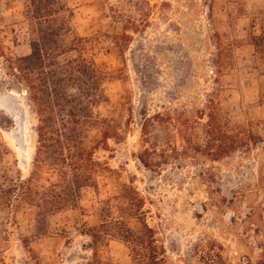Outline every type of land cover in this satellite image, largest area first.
I'll return each mask as SVG.
<instances>
[{
    "label": "rangeland",
    "instance_id": "rangeland-1",
    "mask_svg": "<svg viewBox=\"0 0 264 264\" xmlns=\"http://www.w3.org/2000/svg\"><path fill=\"white\" fill-rule=\"evenodd\" d=\"M28 2L0 0V185L42 179L37 108L18 69L32 54ZM57 11L62 43L92 40L96 64L114 74L92 89L106 96L92 109L112 128L107 142L94 132L104 169L86 202L138 192L166 264H264V50L253 45L264 36V0H59ZM213 110L221 135L208 146ZM157 113L162 121L145 124ZM168 145L179 159L141 163L146 149ZM8 212L0 264H135L119 239L97 246L76 211L52 216L45 232L33 208L16 222Z\"/></svg>",
    "mask_w": 264,
    "mask_h": 264
},
{
    "label": "trees",
    "instance_id": "trees-1",
    "mask_svg": "<svg viewBox=\"0 0 264 264\" xmlns=\"http://www.w3.org/2000/svg\"><path fill=\"white\" fill-rule=\"evenodd\" d=\"M58 5L59 0H29L26 9L34 29L32 54L20 61L18 69L37 108L35 171L42 179L32 176L24 182L0 185V222L5 221L8 210L11 220L16 222L29 207L35 210L36 229L45 232L52 216L76 211L83 233L92 237L97 246L109 237L116 238L130 246L135 264H166L161 258L162 249L157 245L155 231L144 221L145 200L138 192L103 200L97 198L92 204L84 199L86 190L99 194L101 169H104L95 159L101 143L94 132L101 131L107 142L112 128L107 119L95 115L92 109L99 99H107L106 96L95 98L92 89L95 84L110 81L114 74L96 64L92 40L77 38L68 44L62 43L60 38L67 22L56 17ZM253 42L257 49L264 50V36L254 37ZM208 117V146H212L219 141L221 133L215 110ZM162 120V115L157 113L146 117L145 124L153 127L152 122ZM229 143L226 148L229 153L240 145L237 141ZM166 148L146 149L139 159L146 168H156L161 161L167 163L180 158L177 147ZM191 150L205 151L211 157L218 151L195 145H191ZM133 219L139 220L141 228L130 225Z\"/></svg>",
    "mask_w": 264,
    "mask_h": 264
}]
</instances>
